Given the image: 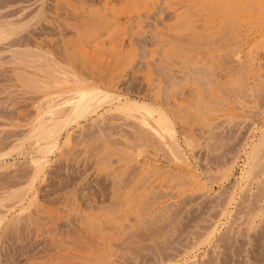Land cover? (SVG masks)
<instances>
[{
    "label": "rangeland",
    "instance_id": "rangeland-1",
    "mask_svg": "<svg viewBox=\"0 0 264 264\" xmlns=\"http://www.w3.org/2000/svg\"><path fill=\"white\" fill-rule=\"evenodd\" d=\"M227 1L0 0L14 28L0 37V264H264V143L240 177L264 132V0ZM30 51L64 68L83 53L69 67L82 86L164 109L184 158L114 96L38 153L43 98L19 77L45 73L19 62ZM68 75L55 100L77 86Z\"/></svg>",
    "mask_w": 264,
    "mask_h": 264
},
{
    "label": "bare ground",
    "instance_id": "bare-ground-1",
    "mask_svg": "<svg viewBox=\"0 0 264 264\" xmlns=\"http://www.w3.org/2000/svg\"><path fill=\"white\" fill-rule=\"evenodd\" d=\"M225 1H227V0H225ZM232 4L234 6V3H232ZM222 8L225 9L226 13H228L231 10V9H229L230 6L228 3H224L222 5ZM239 8H241V7H239ZM187 17H188V15H187ZM11 32L12 33L14 32V28L12 27V25L9 24L7 27L0 26V37H2V36L4 37V35L6 36V34L9 35V33L11 34ZM39 50H41V48ZM41 52L40 53L34 52V54H33V52L31 53V51H30V53L25 52L23 55L21 53V57L18 59L21 64L27 65L30 68H35L38 70V72L42 71L41 73H45V75L43 77H41L40 79L34 78L35 75H34V77L29 76V75L25 76L24 74H27V73L23 74L24 77L23 76L19 77V79L21 78L20 81H22L24 85H26L28 87H32L33 89L39 91L41 94L40 97L43 98V101H40L35 106L36 121L34 124H32L33 126L31 125L32 126L31 130L29 129L30 135H31L30 137L32 139L31 141L36 145V147H35L36 151L40 154L46 153V151L49 148L56 147L58 145L59 134H61L62 131L65 130L66 125L68 124V122L70 120H76V119L80 118L81 116H83L84 114H87L93 108H95L96 107L95 104H98L99 101L102 102V100L108 99L110 97L112 98V96H114L113 92L106 91L104 89H99V88H94V87L89 88L86 86L85 87L82 86L83 85V84L81 85L82 79L79 78V76L76 75L74 72L70 71L69 67L72 66L73 63H75L76 61H79V62L84 61V54L83 53L81 54L78 52H76V53L72 52V54H69V55L66 54L67 55L66 57L68 60V63H67L68 67L64 68V67H62L61 64L56 62L53 58L50 59L49 58L50 56H49L48 57L49 59H48L47 55H45ZM14 58H16V57H14ZM64 63H65V61H64ZM252 63H254V62H252ZM48 66H50V68ZM45 67H48L49 69L45 70ZM258 67H259V65H258ZM68 74H70L72 76V79L77 83V86H75L74 89L69 91L70 94L68 96H66V95L64 96L62 94L61 98H58V99L56 98L57 100H55L54 95L52 96L51 94H52V92H55L56 88L62 82L67 81L66 79H68L67 78ZM58 94H60V93H58ZM114 97H116L117 103H115V105L111 108L112 110L120 111L126 116L138 118L137 120L139 121V125L142 128H144L145 131L150 132L154 136V138H156L163 146L170 149L171 153L174 157H176L177 159L178 158H184V155H183V153H181V150L179 149V145L177 143L173 123H172L170 117L168 116V114L166 113V111H164V109H161L160 107H155L153 104H152L153 106L149 105V104H147V102L146 103L145 102H139L138 100H134V99H125L124 101H122V100H120V98H118V96H114ZM199 107H197V108L199 109ZM210 108H212V107H210ZM64 133H66V132L64 131ZM67 138L68 137H66V139ZM263 143H264V132H262L261 136L258 138V141L253 143V145H251V147L249 146L250 150L246 154V163H245V167H244L245 170L242 173L243 175L240 176V177H245V181L251 175V173L253 174V172H252V170L254 169L253 167L256 166L257 163L260 161V157L258 156V154L261 151L260 148H261V145ZM35 145H33V146H35ZM44 156L46 158V155H43L40 157L38 156V157H33L32 159H30L33 178H38V176L43 174V170H44V167L46 164V160H45ZM184 162H186V159H184ZM255 175H256V173H255ZM31 180H32V178H31ZM233 198H234L233 194L230 193L228 195V198H227V203L231 202L233 200ZM252 204H253V202H252ZM253 209H254V207H253ZM221 213H223V211H221ZM217 224H218L217 219L214 220L212 223H210V225L207 226V229L205 230V232H203L204 233L203 237L208 238V236L212 235L213 232H215V230L218 227ZM193 261H194V259L192 258L190 260H184L182 262L176 261L173 264H192Z\"/></svg>",
    "mask_w": 264,
    "mask_h": 264
}]
</instances>
